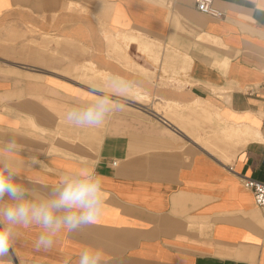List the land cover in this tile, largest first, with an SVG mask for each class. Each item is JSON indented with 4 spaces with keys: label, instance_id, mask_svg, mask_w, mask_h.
Returning <instances> with one entry per match:
<instances>
[{
    "label": "crops",
    "instance_id": "0c3cea01",
    "mask_svg": "<svg viewBox=\"0 0 264 264\" xmlns=\"http://www.w3.org/2000/svg\"><path fill=\"white\" fill-rule=\"evenodd\" d=\"M215 7L224 17L196 0H0V149L14 138L18 161L51 169L23 168L29 187L86 163L107 192L95 225L47 251L21 229L0 264H77L86 245L103 264H264L245 181H264V0ZM114 73L136 84L124 107L68 125Z\"/></svg>",
    "mask_w": 264,
    "mask_h": 264
},
{
    "label": "clouds",
    "instance_id": "9594fccd",
    "mask_svg": "<svg viewBox=\"0 0 264 264\" xmlns=\"http://www.w3.org/2000/svg\"><path fill=\"white\" fill-rule=\"evenodd\" d=\"M91 95L65 113V122L78 128H98L109 116L124 107L136 84L120 74H112L101 84H92ZM18 144L13 138L0 149V259L9 255L21 229L38 228L37 250L51 249L62 232H77L93 226L103 215L107 192L105 178L95 166L84 163L69 168L47 192L21 182L25 167L39 165L51 171L37 156L26 161L15 158ZM101 248L86 245L79 253L77 264H103ZM53 264H70L69 258Z\"/></svg>",
    "mask_w": 264,
    "mask_h": 264
},
{
    "label": "built area",
    "instance_id": "2783aa9c",
    "mask_svg": "<svg viewBox=\"0 0 264 264\" xmlns=\"http://www.w3.org/2000/svg\"><path fill=\"white\" fill-rule=\"evenodd\" d=\"M216 0H196L197 9L217 18L224 17V12L215 7ZM117 165L116 162L113 163ZM246 185L252 190L256 205L262 210L264 216V181L246 179Z\"/></svg>",
    "mask_w": 264,
    "mask_h": 264
},
{
    "label": "bare ground",
    "instance_id": "6f19581e",
    "mask_svg": "<svg viewBox=\"0 0 264 264\" xmlns=\"http://www.w3.org/2000/svg\"><path fill=\"white\" fill-rule=\"evenodd\" d=\"M143 95H144V94H143ZM133 96H135V95H133ZM133 96H132V97H133ZM140 96H141V95H140ZM134 98H135V97H134ZM141 98H142V97H141ZM144 98H145V97H144ZM135 100H136V99H135ZM140 100H142V99H140ZM161 107H162V106L159 105V106H158V108H159L158 110H160ZM197 228H198V227H197ZM206 228H207V227H206Z\"/></svg>",
    "mask_w": 264,
    "mask_h": 264
}]
</instances>
